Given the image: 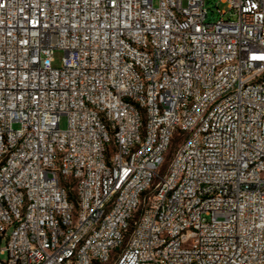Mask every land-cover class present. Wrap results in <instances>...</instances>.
<instances>
[{"label":"built area","instance_id":"built-area-1","mask_svg":"<svg viewBox=\"0 0 264 264\" xmlns=\"http://www.w3.org/2000/svg\"><path fill=\"white\" fill-rule=\"evenodd\" d=\"M222 1L0 0V264H264V0Z\"/></svg>","mask_w":264,"mask_h":264},{"label":"rangeland","instance_id":"rangeland-1","mask_svg":"<svg viewBox=\"0 0 264 264\" xmlns=\"http://www.w3.org/2000/svg\"><path fill=\"white\" fill-rule=\"evenodd\" d=\"M206 6L209 11L207 21L214 22L221 18L228 19L229 17H233V18L237 17V15L234 14V11L229 8V4L226 2H223L222 0H206ZM223 10L227 12L225 14H221V11ZM62 56H63L62 50L56 51L55 53L56 60L54 62L56 66L61 65ZM60 125H61V128L67 127L68 119L66 115L62 116ZM14 127L15 128L19 127V123H14ZM179 144H180V139L177 138L172 148L170 149V153L168 155L166 162L163 165V169H162L163 171L167 169L174 152L179 147ZM1 258L4 259V256H2ZM113 263H114V260L108 262L107 264H113Z\"/></svg>","mask_w":264,"mask_h":264}]
</instances>
